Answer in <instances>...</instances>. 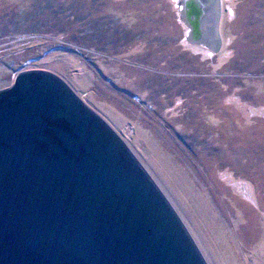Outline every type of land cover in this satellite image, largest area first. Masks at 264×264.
<instances>
[{
	"label": "rangeland",
	"instance_id": "1",
	"mask_svg": "<svg viewBox=\"0 0 264 264\" xmlns=\"http://www.w3.org/2000/svg\"><path fill=\"white\" fill-rule=\"evenodd\" d=\"M188 0H0V91L62 78L146 168L207 264H264V0H219L220 45Z\"/></svg>",
	"mask_w": 264,
	"mask_h": 264
},
{
	"label": "water",
	"instance_id": "2",
	"mask_svg": "<svg viewBox=\"0 0 264 264\" xmlns=\"http://www.w3.org/2000/svg\"><path fill=\"white\" fill-rule=\"evenodd\" d=\"M195 1L194 37L216 51L220 2ZM0 264L207 262L119 135L62 78L28 70L0 91Z\"/></svg>",
	"mask_w": 264,
	"mask_h": 264
},
{
	"label": "bare ground",
	"instance_id": "3",
	"mask_svg": "<svg viewBox=\"0 0 264 264\" xmlns=\"http://www.w3.org/2000/svg\"><path fill=\"white\" fill-rule=\"evenodd\" d=\"M188 1H189L188 3H187V1L185 3H182L184 5L183 14L185 15V18L187 20H190L188 23H189V26L191 27V30H192L191 34H194L193 31H194L195 27H193L194 26L193 22H195V21H193V18L195 17V11L194 10L196 9V5L198 4V2H196L195 0H188ZM195 41H196V38H195Z\"/></svg>",
	"mask_w": 264,
	"mask_h": 264
}]
</instances>
